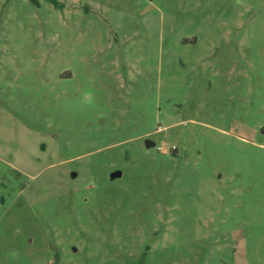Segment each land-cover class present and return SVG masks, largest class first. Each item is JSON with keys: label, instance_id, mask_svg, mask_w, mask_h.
Listing matches in <instances>:
<instances>
[{"label": "rangeland", "instance_id": "rangeland-1", "mask_svg": "<svg viewBox=\"0 0 264 264\" xmlns=\"http://www.w3.org/2000/svg\"><path fill=\"white\" fill-rule=\"evenodd\" d=\"M57 2L0 0V264H264V0Z\"/></svg>", "mask_w": 264, "mask_h": 264}, {"label": "water", "instance_id": "water-1", "mask_svg": "<svg viewBox=\"0 0 264 264\" xmlns=\"http://www.w3.org/2000/svg\"><path fill=\"white\" fill-rule=\"evenodd\" d=\"M153 145H154L153 142L146 141V146H153ZM120 174H121L120 171H114V172H112V173L110 174V177H111V178H114V177H116V176H119ZM72 175H75V173H72Z\"/></svg>", "mask_w": 264, "mask_h": 264}, {"label": "clouds", "instance_id": "clouds-1", "mask_svg": "<svg viewBox=\"0 0 264 264\" xmlns=\"http://www.w3.org/2000/svg\"><path fill=\"white\" fill-rule=\"evenodd\" d=\"M84 103H86V104L91 103V97L86 95L85 98H84Z\"/></svg>", "mask_w": 264, "mask_h": 264}, {"label": "trees", "instance_id": "trees-1", "mask_svg": "<svg viewBox=\"0 0 264 264\" xmlns=\"http://www.w3.org/2000/svg\"><path fill=\"white\" fill-rule=\"evenodd\" d=\"M31 1H33V2H36L37 0H31ZM52 3H54V4H58V2H57V0H50Z\"/></svg>", "mask_w": 264, "mask_h": 264}]
</instances>
